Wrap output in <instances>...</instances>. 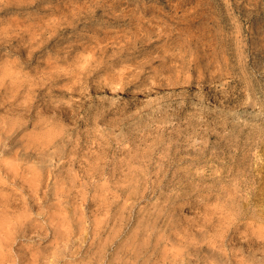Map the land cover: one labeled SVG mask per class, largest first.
<instances>
[{"label":"rangeland","instance_id":"rangeland-1","mask_svg":"<svg viewBox=\"0 0 264 264\" xmlns=\"http://www.w3.org/2000/svg\"><path fill=\"white\" fill-rule=\"evenodd\" d=\"M210 255L264 258V0H0V264Z\"/></svg>","mask_w":264,"mask_h":264},{"label":"bare ground","instance_id":"bare-ground-1","mask_svg":"<svg viewBox=\"0 0 264 264\" xmlns=\"http://www.w3.org/2000/svg\"><path fill=\"white\" fill-rule=\"evenodd\" d=\"M187 263L188 264L189 263L197 264V263L191 262V261H189ZM201 264H264V258H262V259H259V258H239V259H236V258H233V257H226V256H223V255H220L218 257H212L210 255V256L206 257L202 261Z\"/></svg>","mask_w":264,"mask_h":264}]
</instances>
